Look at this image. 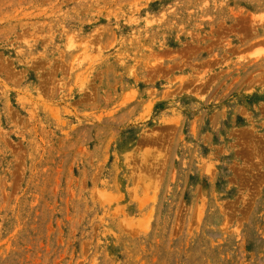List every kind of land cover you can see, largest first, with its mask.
Masks as SVG:
<instances>
[{
    "label": "rangeland",
    "instance_id": "obj_1",
    "mask_svg": "<svg viewBox=\"0 0 264 264\" xmlns=\"http://www.w3.org/2000/svg\"><path fill=\"white\" fill-rule=\"evenodd\" d=\"M0 264H264V0H0Z\"/></svg>",
    "mask_w": 264,
    "mask_h": 264
}]
</instances>
